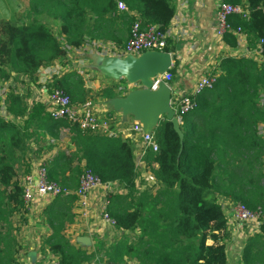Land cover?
<instances>
[{
    "label": "trees",
    "instance_id": "16d2710c",
    "mask_svg": "<svg viewBox=\"0 0 264 264\" xmlns=\"http://www.w3.org/2000/svg\"><path fill=\"white\" fill-rule=\"evenodd\" d=\"M176 0H29V15L0 18V80L14 74L35 83L38 69L52 61L64 63L68 48L87 39L110 41L111 51L122 48L130 26L156 24L166 31L174 17ZM118 2L126 6L119 12ZM241 5L246 15L232 14V29L245 35L261 61L247 56L220 59L214 86L200 93L195 107L182 114V140L163 114L153 129L158 150H147L144 161L158 188L137 187L134 146L127 137L108 136L81 129L78 124L52 119L45 105L30 107L24 127L35 125L66 147L46 159L48 179L74 189L79 175L89 170L102 183H117L120 190L107 197L106 210L114 227L135 232L107 246L98 239L87 251L70 241L66 228L73 222L76 196H56L42 210L48 234L44 243L60 264H86L94 257L103 264H227V218L218 202L225 196L253 210L262 209L260 230L248 236L242 264H264V0H221ZM135 13V14H134ZM59 21L57 33L44 18ZM224 42L236 47L230 32ZM170 39L164 51L170 52ZM177 61L168 70L174 76ZM49 87L61 88L74 104L90 97L83 78L75 72L53 76ZM124 78L112 80L95 94L106 99L125 97ZM26 96L10 91L6 111L21 117ZM0 114V264H23L22 246L13 234V215L23 220L26 208L17 179L14 152L25 147L27 135ZM24 129V128H23ZM51 144V143H50ZM52 146V145H51ZM28 167V163H25ZM153 164H155L154 167Z\"/></svg>",
    "mask_w": 264,
    "mask_h": 264
},
{
    "label": "crops",
    "instance_id": "0c3cea01",
    "mask_svg": "<svg viewBox=\"0 0 264 264\" xmlns=\"http://www.w3.org/2000/svg\"><path fill=\"white\" fill-rule=\"evenodd\" d=\"M0 1L4 8L3 17L5 19L15 17L19 22L26 21L29 15V0H24L25 6L23 7L20 4L18 8L12 0ZM220 2L221 0L175 1L176 11L167 30L170 39L169 46L172 48L170 53L174 55V61H177L176 72L169 82L174 95L190 93L196 79L202 74L210 72L219 74L221 72L219 63L223 57L247 56L256 61H261L258 50L248 47L244 34L238 36L239 43L236 47L227 45L224 40L215 36L216 7ZM118 11L123 12L120 8H118ZM37 17L44 18L43 15ZM44 19L57 33L59 21ZM112 46L113 44L110 41L102 42L87 39L78 48H68L63 64L55 60L49 65L38 69L35 83L23 75L14 73L10 78L0 80L2 92L0 94V114L6 115V118L12 120L27 135L24 149H16L14 152L15 162L20 164L21 167H26L25 163H28L31 168L40 158L47 159L55 154L58 148L63 149L66 147L65 140H54L46 131L38 129L35 125L24 127V121L27 120L30 107L37 102L45 105L46 90L54 75L62 76L67 72L79 74L85 82V87L89 89L90 96L94 94L84 104L91 106L100 114H105L114 128L119 130L130 127L134 122L141 123L139 112L125 104V97L106 99L95 96L103 86L112 83L114 79L97 68L93 60V54L112 56L114 55L111 51ZM132 90L134 89H131L127 94ZM10 91L26 96L25 102L28 108L21 117L14 118L6 111L5 98ZM129 118L131 121H129ZM128 121L129 125L126 123ZM142 126L146 130L155 127L144 124ZM259 130L264 136V126L260 125ZM149 168L150 166L147 165L145 170L141 171L142 176L146 174L152 176ZM28 169L27 167L26 170ZM18 180L20 183L22 182V175L18 177ZM136 184L139 188V184ZM91 195L94 196V199L89 198L87 213L82 215L73 207L74 220L66 228V235L70 241L81 245L86 250L94 249L96 239H109L118 230L101 219L99 204L103 196L100 190H94ZM48 202V200L36 198L24 212L23 220L20 219L19 215H14L11 218L14 221H12V225L15 227L12 232L18 234L19 244L23 246L20 255V261L23 264H51V258L55 257L44 243L48 230L43 219L42 210ZM218 202L227 218V227L230 233L226 240L227 264H241L245 242L248 236L251 235L249 225L240 224L232 218V206L234 204L232 200L225 196H219ZM119 231L121 232V230Z\"/></svg>",
    "mask_w": 264,
    "mask_h": 264
},
{
    "label": "built area",
    "instance_id": "2783aa9c",
    "mask_svg": "<svg viewBox=\"0 0 264 264\" xmlns=\"http://www.w3.org/2000/svg\"><path fill=\"white\" fill-rule=\"evenodd\" d=\"M118 5L123 11L127 9L121 2H118ZM246 13L247 11L241 5L220 2L216 7L215 36L223 40L224 36L230 32L237 37L238 44V36L242 33L232 29L229 16L232 14L244 16ZM167 30H160L156 24H147L143 26L140 20H136L130 26L124 46L112 52L115 56L124 57L126 55L138 56L144 51H163L168 38ZM172 65L173 63L169 69ZM168 70L152 77L149 89L156 90L161 82L165 83L170 88L171 106L180 123L182 114L189 112L196 106V97L214 86L218 74L213 72L202 74L196 79L190 93L174 95L169 84L172 80V74ZM141 87L143 86L138 83L136 88ZM45 108L49 116L54 120L63 119L67 122L78 124L81 129L100 131L111 137L121 135L129 138L134 146V164L135 170L138 173L145 170L146 164L144 156L147 150L153 152L158 150V145L153 135V129L146 130L140 122H134L130 127H124L118 130L112 126L110 119L105 114L96 112L87 104H74L69 95L61 88L48 87L46 90ZM3 118H6V115ZM153 165L155 166V164ZM21 186L23 189L22 200L26 209L32 205V202L36 198L50 201L56 196L74 195L76 196L74 208L82 215L87 213L89 198L91 197L94 199V196L91 195L92 192L99 189L103 196L99 204L101 219L112 227L115 225L114 220L111 219L106 210V206L107 197L110 193L114 192L113 189H116L118 185L117 183H102L99 178L89 170L83 171L79 175L76 188L70 189L48 179L46 158H40L33 167L24 173ZM232 218L240 224H248L252 235L260 230L263 213L260 207L251 210L241 203L234 202L232 206ZM51 264H60V262L56 257H52Z\"/></svg>",
    "mask_w": 264,
    "mask_h": 264
},
{
    "label": "water",
    "instance_id": "95a60500",
    "mask_svg": "<svg viewBox=\"0 0 264 264\" xmlns=\"http://www.w3.org/2000/svg\"><path fill=\"white\" fill-rule=\"evenodd\" d=\"M93 60L97 68L108 77L114 80L124 78L130 84L140 83L143 86L123 97L126 105L139 112L142 124L156 126L164 114L182 140L183 134L170 102V88L161 82L156 90L149 89L151 78L167 71L174 61V55L164 50L144 51L138 56L124 57L93 54Z\"/></svg>",
    "mask_w": 264,
    "mask_h": 264
},
{
    "label": "rangeland",
    "instance_id": "374dc122",
    "mask_svg": "<svg viewBox=\"0 0 264 264\" xmlns=\"http://www.w3.org/2000/svg\"><path fill=\"white\" fill-rule=\"evenodd\" d=\"M12 1L16 3L17 8L20 6V4L23 7L25 6L24 0H12ZM3 16H4V8L2 6V2L0 1V18H4ZM137 86H138V83L130 84V83L127 82V87L129 89H136ZM0 94H2L1 89H0ZM0 98H1V96H0ZM161 116H160V118H161ZM129 121H131L130 118H129ZM129 121L126 122L127 125H129ZM16 163L17 162H15V170H16L17 179H18V177L21 176V175L23 176V174L26 173L30 169V167L28 165V168L29 169L26 170V167H24V166L21 167L20 164H18V163L16 164ZM138 174L139 175H138V177L136 179V183L139 184V186H140L139 188H141V189L147 188L148 189V192H154L158 188V185L156 184L155 180L152 178L151 175L146 174L145 176H142L141 171ZM142 177H144V178H142ZM118 190H120L119 187H117L116 189H113V191H115V192L118 191ZM13 217H14V215L11 218H13ZM16 220H18V219L16 218ZM13 229H15L14 225H13ZM133 233H135V232H130V231L123 232L122 230L120 232L119 230H117V231L114 232V234L109 239L105 238L103 240L100 239L99 241L101 243H104L105 246H107L109 244L110 240H112V239L114 240L115 238H119V237L121 238V237H126L127 236V237H129V238L132 239L133 238ZM14 234L16 235V238H17L18 243H19L18 234L16 232ZM96 240H98V239H96ZM20 246H22V245L20 244ZM87 251H90V249L87 250ZM97 257L100 258V255L97 256ZM98 258L94 257L89 263L87 262L86 264H103V263H100L99 262ZM125 264H134V263H133L132 260H128L127 263H125Z\"/></svg>",
    "mask_w": 264,
    "mask_h": 264
}]
</instances>
